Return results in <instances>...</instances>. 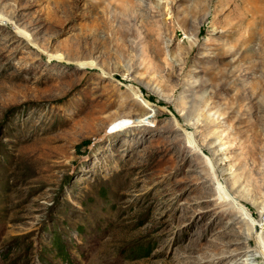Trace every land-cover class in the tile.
Listing matches in <instances>:
<instances>
[{"label": "rangeland", "instance_id": "374dc122", "mask_svg": "<svg viewBox=\"0 0 264 264\" xmlns=\"http://www.w3.org/2000/svg\"><path fill=\"white\" fill-rule=\"evenodd\" d=\"M247 253L264 264V0H0V264Z\"/></svg>", "mask_w": 264, "mask_h": 264}, {"label": "bare ground", "instance_id": "6f19581e", "mask_svg": "<svg viewBox=\"0 0 264 264\" xmlns=\"http://www.w3.org/2000/svg\"><path fill=\"white\" fill-rule=\"evenodd\" d=\"M249 252H252V251H249ZM254 254H249L247 253L244 257H243V261H246L244 262L243 264H251L252 261H254Z\"/></svg>", "mask_w": 264, "mask_h": 264}]
</instances>
